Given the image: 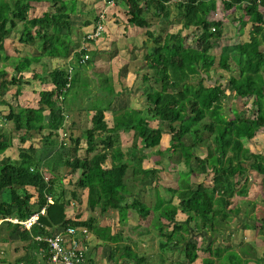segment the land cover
<instances>
[{"label": "trees", "instance_id": "trees-1", "mask_svg": "<svg viewBox=\"0 0 264 264\" xmlns=\"http://www.w3.org/2000/svg\"><path fill=\"white\" fill-rule=\"evenodd\" d=\"M94 1L90 7L88 0H0V63L6 64H0V121H12L14 130L24 131L18 135L22 146L16 156L8 152L14 137L0 131V227L7 234L18 230L22 239L29 241L22 258L24 264H40L39 250L48 251L45 242L33 238V234L43 231L41 224L87 227L89 234L91 231L104 242L121 239V230L113 233L111 226L99 225L93 213L86 218H82L83 213L67 217V206L73 204L81 189L87 192L88 208L99 210L101 214L118 212L119 222L125 226L129 213L145 221L157 218L154 226L159 238L163 237L160 250L167 253L169 248H179L183 252L182 257L169 264H193L200 248L191 236L193 233L204 230L215 236L218 226L227 228L230 214L240 211V207L232 206L235 196H240L248 208L256 205L255 200L243 199L253 183L250 171L260 175L257 184L264 189V153L245 145L253 141L258 132H264V12L261 9L264 0H222L225 10L236 6L245 12L238 20V35L242 36L245 27H250L247 39L226 44L221 43L225 23L209 16L216 10L217 0H177L174 21L181 22L186 29L193 28L192 33H183L181 27L177 31L166 27L164 35L149 26L154 16L166 24L171 23L170 0H123L128 5V22L147 27L148 43L153 45L147 46L144 54L146 72L139 87L145 97V107L125 106L119 110L112 108L117 95L112 77H89L83 70L94 67L95 59L103 55L101 50L90 49L85 44L96 39L88 35L101 21V12L94 17L97 20L94 28L84 34L83 43L74 37L78 33V16L93 15L89 12L97 11L95 4L100 0ZM106 1L114 4L121 0ZM44 2H49V7L41 12L36 10L35 6ZM91 22L84 20L82 26ZM20 24L24 27L18 48L24 43L31 44L34 47L31 52L20 48L10 52L7 47L12 30ZM217 47L221 51L215 55L212 50ZM71 54L74 60L70 62H77L72 71L67 65ZM86 54L89 58L79 64ZM53 58L62 59L63 64L53 66ZM38 62L43 70L34 72L33 78L52 84L39 92L38 106L8 101L4 95L14 85L17 87L14 96H19L23 86L31 83L24 72ZM8 67L12 69L11 75ZM218 69L228 74L226 83L221 81L225 79L224 73L218 79L212 76V71ZM78 83H82L86 94L82 96L76 91L74 97L72 93ZM228 90L240 99L253 98L255 105L251 115L245 104L231 109L233 117L225 113L223 102L229 95ZM87 96L94 99L89 106ZM257 100L261 105L256 104ZM75 109L85 113L79 123ZM109 110L113 113L112 125L107 120ZM88 118L92 125L84 123ZM152 120L157 121V125H152ZM47 129L43 146H36L32 140L34 131L42 134ZM61 133L62 140L52 143ZM122 133H130L132 138L126 151ZM165 133L171 137L168 145L159 149L161 157L168 160L162 169L176 171L178 163L183 162L187 170L178 171L180 179L176 187H155V201L150 204L139 192L146 180L156 176L159 168L143 167L147 158L145 151L162 144ZM82 139L87 143L83 155L79 151ZM29 140L31 144L26 146ZM202 146L207 148L205 152ZM44 168L52 174L51 178H46ZM62 168L79 172L70 198L62 183ZM194 172L210 174L211 179L208 183L192 182L190 176ZM29 187L37 192L35 200ZM48 195L54 199L53 203L48 202ZM43 206H47L46 213L31 231L20 230V223L8 220L13 215L26 219ZM179 212L186 214V219H177ZM252 220L254 222L244 218L242 228H253L264 234V216L257 223L254 217ZM203 238L207 240V234ZM132 241L136 244L137 239ZM208 241L203 249L225 263H249L250 259H244L235 249L215 246V240ZM254 248L252 243L246 242L241 250L251 254L250 249ZM123 249L124 257L132 264H143L147 259L130 244ZM47 257L45 253L43 260ZM162 258L165 261L164 255ZM214 262L210 257L204 259V264Z\"/></svg>", "mask_w": 264, "mask_h": 264}, {"label": "rangeland", "instance_id": "rangeland-1", "mask_svg": "<svg viewBox=\"0 0 264 264\" xmlns=\"http://www.w3.org/2000/svg\"><path fill=\"white\" fill-rule=\"evenodd\" d=\"M88 4L89 6H93L95 1L94 0H88ZM101 1V2H100ZM100 4L97 5L98 9L96 12H89V13H92L93 15L91 14H86L85 16H78V18L76 19L77 22L78 20L82 21V18H86V20H92V22H96L97 20L95 18H97V15H99L100 12H102L101 10H106L107 12L106 13H109L107 15V19L108 20H105V24L107 23V21H110L112 18L117 21V20H120L124 23L127 19H128V15L127 13H129V11L125 8H122V7H117V6H114V8L116 10H118L119 12H116L113 8H110L108 9V7H106V9L104 8L103 6V3L105 0H100ZM99 2H97L96 4H98ZM177 2V0H170V4H171V11L172 13L176 12L177 11V8H176V5L175 3ZM113 4V3H112ZM117 4V3H116ZM50 3L48 2H44V3H41V4H37L35 6L36 10L38 11H43L44 9H46L47 7H49ZM107 5H110L108 4L107 2ZM120 5V4H119ZM124 6H128L126 1H124ZM113 7V6H112ZM262 11L264 12V7L261 8ZM113 12V14H112ZM127 12V13H126ZM217 12V15L215 14V12H211V16L210 18H213V19H220L222 20L223 22H225V29H224V35L221 39V43L222 44H226V43H233V42H238L240 40H244V39H247L248 37V32H249V25L245 27V30H244V34L241 36V35H238L237 34V30H238V25H240V23H237V26L235 24V20L237 18L235 17H239L240 16V10H236L234 11L233 9H230V10H225L224 9V6H223V3L221 2V0H218V11L216 10ZM219 13V14H218ZM148 15H152V12H150ZM242 16H245V12L242 13ZM95 17V18H94ZM90 18V19H88ZM152 19V22H151V25L149 26L150 29H153L154 31H156V33H159L161 32L163 35L164 33H166V31L164 30V28H169L170 31H177L180 27L182 28V32L183 33H186L188 31V33L193 30V28H184L182 26V23L181 22H175V21H171L170 24H166L164 22H162L161 19H159L158 17L154 16V17H151ZM237 22V21H236ZM81 23V22H79ZM164 23V24H163ZM90 25H84L83 27H79V31H78V36H81L82 34H85V29L86 31L88 29H90ZM107 25V24H106ZM23 25L20 24L18 25V27L14 28L11 32V36L8 38L6 44H7V47L8 49L10 50V52H14L13 50L18 48V39L20 38V34H21V30L23 29ZM147 27H144L143 28V31L146 36H147ZM105 33V32H104ZM103 33V34H104ZM192 33V32H190ZM102 34V35H103ZM105 35V34H104ZM103 35V36H104ZM102 36V37H103ZM144 37V35H142ZM141 37V40L139 41L138 39L134 41L133 44H137L138 46H140L141 49H145L146 46H151L153 44H150L148 43L149 41H147L146 44L144 42V40L142 41V38ZM148 37V36H147ZM83 39H82V42L83 43ZM85 44H87V46H89V48L91 49H95V47H92L90 44H88V42H86ZM109 44L107 43V46ZM20 47V50H23L24 52H31L32 50H34V47L29 44V45H26L25 43L24 44H21L19 45ZM124 47H125V44H124ZM128 47V46H127ZM18 48V49H19ZM102 48L105 50V49H108L106 48V46H103L102 45ZM126 48V47H125ZM124 51V48H120L118 51L121 52V51ZM126 50H128V48H126ZM117 51V52H118ZM221 51V48L220 47H217V48H214L212 50V52L215 54V55H218ZM118 52V54H119ZM126 52V51H124ZM141 53V51H140ZM108 54V53H107ZM127 54V53H126ZM110 57L113 58V60H105L102 62V65L103 67H100V69H102V73L101 74H97L98 77H101V76H106L105 75V71L106 72H112V65H113V61L115 62V65L117 67H121V63L123 62V60H125V58L127 57H121V58H117V55L115 56L114 53H112L111 55H109ZM127 56V55H125ZM111 58V59H112ZM140 59L142 60L141 56H140ZM138 60V59H137ZM141 60H138V62H142V65L145 63V60L143 59V61ZM107 61H111V62H107ZM112 63V64H111ZM1 65H6L3 62L0 63ZM52 64L53 66H56V65H62L63 62L62 60H60V58H53L52 59ZM109 64H111V70H108V67L110 66ZM121 69H124L121 71L120 74L117 73V71L115 72V76L112 75V79H113V83L116 87L117 90H122V95L126 97L128 103L130 102V104H133L134 106L136 107H145V105L143 104L144 103V97H142V93L140 94V92H142L141 89L139 90H136L135 86H133V84H130L132 81V77L134 75H136V77H138V79H142V72H140V74H134V72H131V69L128 68V70L130 69V71L127 70V68H121ZM8 70L11 72L10 75L13 73L12 72V69L10 67H8ZM43 70V67H42V64L41 63H33L30 70L27 71V72H24V74L26 75L27 78H30L31 79V83L29 84H25L23 86V91L22 93L19 95V96H14V93H15V90H16V86L14 85L10 91H8L4 97L10 101L11 103H21L23 105H26V106H38V100L40 98L39 96V92L45 88V87H48L50 88L52 86V84L50 83H44L40 78H33V73L34 72H42ZM222 73H224V78L225 79H221V81L223 83H226V80L228 79V74L225 72V71H222V70H217V71H212V76L213 77H217L220 78ZM96 76V75H95ZM96 76V77H97ZM127 78V79H126ZM130 79V80H128ZM128 80V82H127ZM82 83H78L76 85V87L74 88V93H72V96H76V91H78L80 94L82 93V96H84L86 93H83V85H81ZM88 84V83H87ZM90 84V83H89ZM94 83H91V85H93ZM94 86V85H93ZM95 87V86H94ZM128 89V90H127ZM130 89V90H129ZM228 92V97L224 100L223 102V107H224V111L225 113L229 114L230 116H234L233 112L231 111L232 108L234 107H237V106H240L241 104H245V108L248 109V114H252V109H253V106L255 105V102L253 101V98H245L244 99H240L238 97H236L234 95V92L232 91H227ZM128 93H130V95H128ZM71 96V97H72ZM1 97V96H0ZM1 99V98H0ZM87 103H88V106L90 105V102L93 101L94 99H92V97L90 96H87ZM98 99H96L97 101ZM245 102V103H243ZM256 104L258 105H261L260 102L257 100L256 101ZM257 105V106H258ZM77 110V109H75ZM74 110V111H75ZM72 113V112H71ZM75 118L77 119L78 123L81 121H83V119L85 118V113L84 112H81V111H78L76 114H75ZM89 119V118H88ZM110 116L107 117V120L110 122ZM68 122L70 123L71 120H68ZM86 122L88 123V125H92L91 123V119L89 120H85L84 123L86 124ZM111 123V122H110ZM151 124L152 125H157V121L155 120H152L151 121ZM15 126H14V123L12 121H0V131L2 132H5V133H8L9 135H11L12 137H14L13 139V146L11 148H9L8 152L9 153H12L14 154L15 156L17 155L18 153V148L19 146H22V143L20 142L21 140L19 139L18 135L19 134H22L24 131H16L14 130ZM34 136L32 137V140H33V143L36 144V146L40 147V146H43L44 142H43V135L44 134H47L48 133V129L47 130H44L42 134L38 133V131H34ZM75 133L77 134L78 133V130L75 131ZM170 134L168 133H165L163 138H162V144H160L159 146L155 147V148H151V149H148L146 150V154H147V157L149 155V157L146 159L145 161V164L146 165H150V166H153V167H158L159 168V171L157 172L156 176L149 179V180H146L143 184L145 185L143 188L141 187L140 188V192H139V196L142 197V199H144L145 201H148L150 204H153L154 201H155V190L154 188L155 187H159V186H165V187H168V186H177V183L179 182V173L178 171H184V170H187V166L184 165L183 162H180L178 163L177 165V169L176 171H170L166 168H163L162 167L164 166V164L168 163V160L166 159H163L160 155V148H165L167 145H168V139L170 138ZM54 138H56V140L52 141V143H57L59 141L62 140L63 136H62V133L59 135H56ZM68 141H69V138H66ZM131 136L130 134L128 133H122V144L125 148L128 147V145L131 143ZM66 140V141H67ZM31 144V141H27L25 143L26 146H29ZM245 145L246 146H249L251 149H253L254 151L256 152H263L264 153V132H258L257 136L255 137V139L253 141H250L249 144H247L245 142ZM86 146H87V143H86V140L85 139H82L81 141V148H80V154H84L85 151H86ZM204 152L207 150V148L205 146H202L200 147ZM161 161L160 164L158 163V161ZM44 171H47L45 168H44ZM45 173V176L46 178H51L52 177V174L47 171V172H44ZM60 173L63 175L62 176V183L65 185L66 187V193H67V197L70 198L71 197V191L72 189L74 188V183L75 181L77 180V177L79 175V172H71L69 171V169H61L60 170ZM131 175V172L129 171L128 173V178H130L129 176ZM250 176H252L253 178V183L251 184V187H250V190H249V194L244 196L243 199H246V200H252V201H256V205L254 206V210L252 208H248L246 206V204L244 203V201L242 200V198L240 196H235V202L232 206H237V207H240V211L238 213H236L235 211L232 212L229 216V219H230V224L227 228L224 229V227H221V226H218V230L215 231L214 233L215 236H212V241H214V245L217 246V245H221V246H228L230 247L231 249H236V250H240L242 248V246L244 245V243L246 242H250L252 243V245L255 247L254 249H250V252L251 254L253 255V257H262L263 259H260L262 261L258 262V261H252V263H248V264H264V234H259L258 232H256V229H254V232L257 233L256 236L257 238H254L252 234H250V232L246 231V233H244L243 228H242V221L244 218H247L248 220H250V222H254V220H252V217L255 218V222L257 223V220L260 219L261 217L264 216V189L261 187L260 184H257V182L259 181L260 179V175L257 174V172H252L250 171ZM259 177V178H258ZM190 179L192 182H195V183H200V182H209L210 179H211V176L210 174H204V173H198V172H194L191 174L190 176ZM130 180V179H129ZM128 180V182H130ZM133 181V180H132ZM131 183V182H130ZM62 184V185H63ZM29 192L33 193L34 194V197H33V200H35L36 198V195H37V192L36 190L34 189V187H29ZM78 197L77 199H75V201L73 203H78V201L81 199V201H79L80 203L78 204H81L79 206H81L83 209L82 210V213H83V217L84 215H87V214H91L93 213V215L96 217V219L98 220V222L100 221L101 224H108L110 223L111 225H123L121 222H119V218L117 217V215L113 212V211H108L106 212L105 214H101L99 210H96V211H93L91 210L90 208H88V206L86 205V197H87V192L85 190H81V189H78ZM78 200V201H77ZM74 210V206L72 205V203H70L68 206H67V211H68V214H71ZM91 210V211H90ZM249 211V217H246V212ZM130 216L127 220V225L130 227L131 232L130 234L129 233H126V234H122L121 237L123 238H129L127 235L129 234L131 236V234L133 233H145L143 234V236H138V237H147L148 234H151L152 233V237H154V250L157 252L158 250H160V239H163V237H156L157 233H158V230L157 232L155 233V229L153 226L149 227L150 225H153V222L154 220L157 221L156 219L157 218H153L152 219H149V220H143L142 218H139L138 215L135 216V213H129ZM186 216L183 215L181 216L180 219H183L185 218ZM139 224V226L137 225ZM148 226V227H147ZM144 230V231H143ZM146 230H150V231H146ZM203 232L200 233V232H195L193 233L191 236L197 241L198 245L201 246L200 248H198V251H199V256H206L208 255L209 253L206 252L204 250V253L201 249H203L202 246L208 244V239L206 240V238L204 239L202 237L203 235ZM252 232V231H251ZM90 233H92L90 231ZM209 235L211 232H207ZM213 235V234H211ZM153 243V242H152ZM184 243V242H183ZM172 247V246H170ZM170 249V250H169ZM167 251L168 252H171V255H175L174 257L175 258H170L171 261H174L175 259L179 258V257H182L183 255V252L178 250L179 248L177 249H171L169 248ZM163 253V252H162ZM207 253V254H206ZM250 254V253H249ZM258 257V258H259ZM196 264V262H195ZM198 264H202V262H198ZM215 264V263H214Z\"/></svg>", "mask_w": 264, "mask_h": 264}, {"label": "crops", "instance_id": "crops-1", "mask_svg": "<svg viewBox=\"0 0 264 264\" xmlns=\"http://www.w3.org/2000/svg\"><path fill=\"white\" fill-rule=\"evenodd\" d=\"M100 2L98 4H95V5H99ZM221 2H222V0H221ZM108 4H110V5H107V1L105 0L104 3H103V6H104L105 9H106V7H108V9L113 8L116 12H119L118 10H116L114 8V6H117V7H122V8H125V9L128 10V6H124V1L123 0H121L120 2H115L114 4H112L109 1ZM169 5H170V10H171L170 2H169ZM216 10L218 11V0H217V8H216ZM216 10L213 11V12H215V14L217 15ZM233 10L236 11V10H240V9L236 8V6H235L233 8ZM101 11H102L101 12V16L102 15L105 16L104 21L108 20L107 19V15L110 12L106 13L107 11L103 10V9ZM240 11H241L240 12V16H241L242 15V10H240ZM176 12L172 13V11H171V21H174L177 18L176 17ZM112 14H113V12H112ZM127 15L129 17V13H127ZM209 16H211V14ZM239 17L238 16L235 17V18H237L235 20L236 26H237V23H239V21H238ZM84 20H86V19L83 18L82 21L78 20V22H76L77 32L79 31L78 30L79 26L83 25ZM79 22H81V23H79ZM95 23L96 22H94V23L91 22L90 23L91 24L90 25V29H88L87 31H90L92 28H94ZM106 24H107L106 25L107 26V31L104 33L105 35L103 34L104 35V36L102 35L103 37L101 36V37L95 39L94 42H92V41H91V43L89 42L92 47H95V49L101 50L103 52V55H100L99 57H97L95 59V61H94L95 66L94 67L88 66V67H85V69H83V70H85V72L88 73L89 77H91V76L92 77H96L97 74H101L102 73L101 72L102 69H100V67H103L102 62L105 61V60H111L112 61L113 58L110 57L109 55L114 53L115 56L117 55L118 59L121 58V57H127V58H125V60H123V62L121 63V67L120 68L115 65L116 61L115 62L113 61L112 70L113 69L114 70L112 72L111 71L110 72H106L105 71V75L106 76H109V77H112V75L115 76V72L116 71H117L118 74H120L121 71L124 70V69H121V68H125V67L127 68V70H128V68H130L131 72H134V74H138V73L140 74V72H142L141 75L143 76L144 73L146 72V67L142 65V62H138V60H141L140 59V56H141V58H142L141 61H143L144 54L147 51L148 47L146 46L145 49H141L140 46H138L137 44H133V43L137 39L140 41L141 37H143L142 35H144V37L142 38V41L144 40V42L146 43L149 40L148 37L145 34H143L144 33L143 28L144 27H140V26H137L135 24H131L130 22H128V19L123 23L121 21V19L115 21L112 18L110 21H107ZM87 31L85 29L84 32L86 33ZM77 36H78V33L75 34L74 37L76 38L77 41H79L81 43L84 34H82L78 38H77ZM107 43L109 44L108 46H107ZM124 44H125V47L128 48V50H126V48L124 47ZM146 44H148V43H146ZM102 45L106 46V48H108V49L104 50L102 48ZM120 48H124V51H126V52H124L123 50L121 52H119L118 50ZM117 51L119 52V54H118ZM140 51H141V53H140ZM125 55H127V56H125ZM68 59H69V62L67 60V62H68L67 65L69 66V69L72 71V70H74L73 65L77 64V62H75L73 64L70 62L71 60H74L72 54L70 55V57ZM60 60H62V59H60ZM111 61H107V62H111ZM78 62H79V64H84L85 63V62H82L81 60H79ZM111 64H109L110 66L108 67V70H111ZM130 69L128 71H130ZM128 80H130V79H128ZM128 80H127V82H128ZM130 82H131L130 84H133V86L136 87L135 89L138 90L139 87L141 86L142 79H138V77H136V75H134L132 77V81H130ZM114 88L116 90L117 95H116V97H115V99L113 101V104H112V108L113 109L119 110V109H121L122 107H125V106L136 107L133 104H130V102L128 103L126 97L122 95V90H117L115 85H114ZM141 93H142L141 96L144 97L143 91L140 92V94ZM128 95H130V93H128ZM144 99H145V97H144ZM76 112H77V110H75V113ZM107 113H108V116H110V118H111L110 119L111 123L110 122L109 123H110V125H112L113 124V115H112L113 113L110 110L107 111ZM128 134H130V133H128ZM62 136H63V134H62ZM130 136H131V134H130ZM124 150L126 151L127 148L124 147ZM142 152H144L143 149H142ZM148 157H149V155H148ZM146 159L143 161V167H151L150 165H146L145 164ZM79 201H81V199ZM79 201H78V203H80ZM78 203L77 204L76 203L72 204L74 206V210L71 211L72 212L71 214H68V211L66 209L67 217H74L77 214L82 213L83 209H81L82 207L79 206L81 204H78ZM36 212H37V210H36ZM115 214L119 218V215H118L119 213L115 212L114 215ZM90 215L87 214V215H84V217L82 215V218L89 217ZM183 215L187 216L186 214L179 212V214L177 215V219H179V220L186 219V217L183 218V219H180L181 216H183ZM14 218L20 219L19 217L13 215V216H10L8 220H10L13 223H18V222H15V221L11 220V219H14ZM0 222H2V219H0ZM20 224H19L20 230L27 229L22 224L21 225ZM154 224L155 223L153 222V225H150L149 227L153 226L154 229H155V233H156L158 229L156 228V226H154ZM99 225L103 226V224H101L100 221H99ZM104 225L111 226V230H112L113 233H116L119 230H121L123 232V234H126V233L130 234V232L132 230V229H130V227L128 225L125 226V225L119 224V225L115 226V225H111L110 223L104 224ZM241 225H242V223H241ZM138 226H139V224H138ZM65 227H61V226L48 227L47 233L49 235H56V234H58L60 232H63ZM80 227H82V226H80ZM169 229L171 230L172 226H169ZM27 230L31 231V229H27ZM146 231H150V230H146ZM242 231H244V233H246V231H248V232H250V234L253 235L254 238H257V236H256L257 233L254 232L253 228L243 229ZM207 232H209V231H204L203 235L207 234L208 240L212 239V235H211L212 233H210V235H209ZM200 233H202V231ZM36 234H33V238L34 239H35ZM129 234L127 236L130 237ZM143 234H145V233L144 232L143 233L140 232V233H136V234L132 233L131 234V238H123L122 237L118 241H106V242H104L96 234L90 233L89 236H88V239L86 241V243L88 245V251H87L88 252L87 253V261H88V263L89 264H132V262L130 260H128V258L124 257L125 250L123 248H124V246L126 244H130L132 247L136 248V250L139 253L145 255V257L147 259H146V261L143 264H169V262L171 261L170 258L171 257L175 258L174 257L175 255L174 254L171 255V252H167V253L165 252L163 254H162L161 250H158L156 252L154 250V246H155L154 245V237L151 236L152 233L148 234V236L146 238L145 237H138V236H143ZM203 235H202V237H203ZM156 237L159 238L158 233H157ZM134 238L137 239L136 244L134 243V241H132V239H134ZM35 240H37V239H35ZM26 242H29V241L25 240V239H22V237L19 235L18 230H17V232L15 234H12V233L7 234V231L2 229V227H0V264H24V261H23L22 258L27 253V251H26V245H27ZM41 248H43V247H41ZM41 250L42 249H40L39 252H41ZM201 250L204 253V249H201ZM236 251L244 259L245 258H249L250 259L249 263H252V261H255L256 259H257L256 261L259 262V260H258L259 256L255 258V257H253L252 254L243 253L241 249L240 250H236ZM206 252H208V251H206ZM198 253H199V251H198ZM208 253L209 254L206 255V256H204V254H203V256H201V255L198 256L197 260L195 261L196 264H198V262H200V261L202 262V264H204V259L207 258V257L213 258L215 260V262H214L215 264H227V263H225L222 260V258H219L216 255H212L210 252H208ZM224 254L225 253H223V255ZM162 255H164L165 261L162 258ZM38 258H40V260H39L40 264H43V261L45 262V264H48V261L47 260L46 261L43 260L41 256L38 257ZM259 259H263V258L261 257ZM260 261H262V260H260ZM195 262L193 264H195Z\"/></svg>", "mask_w": 264, "mask_h": 264}, {"label": "built area", "instance_id": "built-area-1", "mask_svg": "<svg viewBox=\"0 0 264 264\" xmlns=\"http://www.w3.org/2000/svg\"><path fill=\"white\" fill-rule=\"evenodd\" d=\"M105 16L102 15L101 21L97 23L96 27L89 33L90 38H99L106 31ZM89 58V54L82 57L81 61L85 62ZM48 202L53 203L54 199L48 195ZM47 206H43L39 211L34 212L26 219H11L12 221L21 223L27 229H32L35 224L40 221V216L45 214ZM42 232L36 234L35 239L45 242L46 249H42L40 254L44 259L45 253L48 254V264H89L87 261L88 245L86 243L89 236V229L87 227L68 225L63 232L56 235H49L47 233L48 227L44 224L40 225ZM46 230V231H44Z\"/></svg>", "mask_w": 264, "mask_h": 264}]
</instances>
